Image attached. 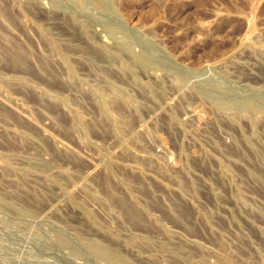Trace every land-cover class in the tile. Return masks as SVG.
Here are the masks:
<instances>
[{
	"label": "rangeland",
	"instance_id": "obj_1",
	"mask_svg": "<svg viewBox=\"0 0 264 264\" xmlns=\"http://www.w3.org/2000/svg\"><path fill=\"white\" fill-rule=\"evenodd\" d=\"M0 264H264V0H0Z\"/></svg>",
	"mask_w": 264,
	"mask_h": 264
}]
</instances>
